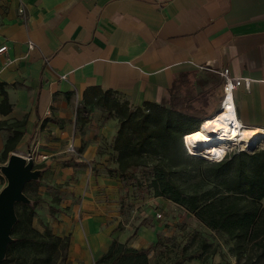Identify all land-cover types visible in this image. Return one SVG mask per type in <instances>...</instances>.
Returning a JSON list of instances; mask_svg holds the SVG:
<instances>
[{
  "label": "crops",
  "instance_id": "1",
  "mask_svg": "<svg viewBox=\"0 0 264 264\" xmlns=\"http://www.w3.org/2000/svg\"><path fill=\"white\" fill-rule=\"evenodd\" d=\"M1 45L7 51L0 55V83L11 109L0 112V165L7 138L18 131L8 155L55 149L48 162L59 171L70 160L61 172L76 170L71 191L78 203L65 201L69 212H57L50 224L53 233L69 236L65 264H101L113 241L147 249L151 264V245L162 229L118 228L102 199L103 191L116 188L113 178L101 170L78 173L82 164L102 169L110 157L93 135L76 130L82 111H95L84 103L90 86L131 107L179 102L200 126L189 136L220 111L218 72L228 69L250 80L233 92L237 119L246 128H264V0H0ZM200 109L202 117L195 113ZM116 122L105 120L95 133L110 141ZM70 145L80 153L65 154Z\"/></svg>",
  "mask_w": 264,
  "mask_h": 264
},
{
  "label": "trees",
  "instance_id": "2",
  "mask_svg": "<svg viewBox=\"0 0 264 264\" xmlns=\"http://www.w3.org/2000/svg\"><path fill=\"white\" fill-rule=\"evenodd\" d=\"M0 92L3 95L0 112L7 113L11 105L1 83ZM83 98L86 104L104 108L118 123L111 142L115 167L107 169L108 175L122 177L131 169L151 163L150 186L154 196L183 207L209 230L224 233L232 242L229 250L237 262L260 264L264 261V206L261 204L264 201V147L254 152L232 150L220 161L205 160L200 156L212 155V149L200 146L196 151L191 150L193 154L210 152L198 156L186 149L184 135L199 125L194 122L187 125L192 116L178 105L179 102L172 99L167 105L144 101L131 107L128 100L97 86L85 90ZM20 136L21 132L14 131L7 138L3 159L14 150ZM190 136H187L189 141ZM29 183H25L23 191ZM36 203H20L23 212L15 210L17 219L11 230L12 241L0 264L8 261L13 245L44 250L41 258L34 256L28 264H36V260L40 264H54L59 257L66 259L68 235L54 236L48 229L40 234L31 227ZM198 239L197 249L202 253L215 252L210 243L200 236ZM146 253L147 249L136 250L113 241L100 263L149 264ZM193 254L194 251L187 252V246H182L173 264H180L185 258L189 260ZM197 257L204 259L201 254Z\"/></svg>",
  "mask_w": 264,
  "mask_h": 264
},
{
  "label": "rangeland",
  "instance_id": "3",
  "mask_svg": "<svg viewBox=\"0 0 264 264\" xmlns=\"http://www.w3.org/2000/svg\"><path fill=\"white\" fill-rule=\"evenodd\" d=\"M204 111V109L196 111L195 113L198 114L196 116L202 117L201 115ZM211 115L210 113L206 118ZM110 118L115 120V117L110 116L104 108L99 106H95L94 112L92 107L87 113L82 111V115L77 118L76 130L79 131L80 135L85 134V131L89 132V134L94 136V139L99 141V151L104 150V152L110 154L109 163L104 165V168L97 169L95 163L82 164L78 173L84 174V172L91 171L93 175H97L100 172L99 170H101L106 174L107 169L115 167L111 149L113 137L109 141L106 137L99 136L95 133L96 127H101L104 121ZM83 119L87 120L86 123L90 122L89 125H84L83 127ZM192 122L193 120L189 121L187 125ZM117 126L118 123L116 122V128ZM239 145H231L227 151L243 150L241 144ZM263 147L264 139L254 149H246L244 151L254 152ZM209 149H212L210 151L211 153L206 150L195 156L209 153L216 155L218 153V148ZM64 153L76 156L80 153V150L78 148L71 150L68 147L64 150ZM57 155L58 151L55 149H50V151L45 152L40 150H29L27 152L26 148H23L22 155L25 158L31 157L33 159V169L39 172L37 178L30 180V183L23 191L29 200L25 204L32 205L37 201L34 205L31 227L40 234H44L45 230L48 229L54 236H58V234L53 233L54 228L50 224L53 223V220H57V212L61 211L64 214L69 212L70 206L65 203L68 199H71V204L78 203V198L71 191L73 189V181L76 177V170H69V173L66 174L61 172V168H65L62 165L65 162L70 163V160H67L61 162V168L57 171L55 166L49 163L50 161L48 162V159H53ZM200 157L213 159L211 156ZM109 177L113 178L116 188H114L115 185H112L114 188L113 192L110 190L108 192L103 191L102 199L106 202L107 210L110 213L109 216H112L115 221L119 220L117 223L118 228H122L123 224L127 223L130 224L131 229H136L138 225L154 227L159 224L162 227L157 234L155 243L151 245V264H173L179 256L182 246H187V252L194 251V254L191 259L188 260L185 258L180 264L243 263V260L237 262L235 256L230 252L229 247L232 242L228 240L224 233H215L209 230L192 213L183 207L167 199L153 195L150 186L152 179L151 163L148 166L131 169L129 173L122 177L118 174H114L113 176L109 175ZM5 182V178L0 176V189L5 185ZM62 202H64V205H61ZM20 203L22 202L15 204V210L22 213L23 207ZM261 204L264 206V201ZM158 213L160 214L159 217H157ZM62 236H65V234ZM199 236L210 243L211 247L215 249L213 254L207 255V253H202L201 249H197ZM44 253V250H35L34 247L13 245L10 248V258H8L5 264H17L20 261L28 264L34 256L41 258ZM199 254L204 259H199L197 257ZM36 264H40V261L36 260ZM54 264H65V260L59 257ZM260 264H264V261Z\"/></svg>",
  "mask_w": 264,
  "mask_h": 264
},
{
  "label": "bare ground",
  "instance_id": "4",
  "mask_svg": "<svg viewBox=\"0 0 264 264\" xmlns=\"http://www.w3.org/2000/svg\"><path fill=\"white\" fill-rule=\"evenodd\" d=\"M184 139L190 151H196L200 146L218 148L216 155H209L215 158L231 145L241 144L243 150L256 147L264 139V130L242 126L236 111L222 107L217 115L205 120L199 131L190 136L191 141L187 136Z\"/></svg>",
  "mask_w": 264,
  "mask_h": 264
},
{
  "label": "water",
  "instance_id": "5",
  "mask_svg": "<svg viewBox=\"0 0 264 264\" xmlns=\"http://www.w3.org/2000/svg\"><path fill=\"white\" fill-rule=\"evenodd\" d=\"M0 172L6 180L5 185L0 189L1 262L5 257L8 244L12 241L11 230L17 219L15 204L18 202L28 203L29 200L23 193L24 185L26 182L36 179L39 172L33 169V159L31 157L25 158L15 152L9 154L6 162L0 165Z\"/></svg>",
  "mask_w": 264,
  "mask_h": 264
},
{
  "label": "built area",
  "instance_id": "6",
  "mask_svg": "<svg viewBox=\"0 0 264 264\" xmlns=\"http://www.w3.org/2000/svg\"><path fill=\"white\" fill-rule=\"evenodd\" d=\"M29 48H32V44L29 43L28 44ZM7 51V46L5 45H1L0 46V55L6 53ZM218 74L221 76L223 83H222V96L220 99V103H219V108H230L233 111H236V107H235V103H234V98H233V92L235 89H237L240 86H244L246 88L249 87L250 85V80L249 78H245V77H236L230 74L228 69H222L218 72ZM200 127V126H199ZM264 130V128H263ZM186 135H184L185 138ZM184 140V144L186 146V149L188 151V153L194 155L188 148L185 139ZM69 149L73 150V147L70 145ZM230 151H225L223 154L216 156L213 159L210 158H205V160H209V161H220L221 159H223L227 154H229ZM195 156V155H194ZM160 214H157V217H159Z\"/></svg>",
  "mask_w": 264,
  "mask_h": 264
}]
</instances>
